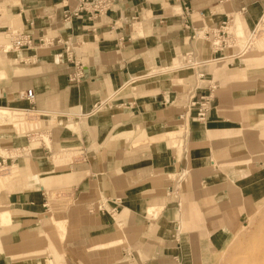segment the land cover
Returning a JSON list of instances; mask_svg holds the SVG:
<instances>
[{"label": "crops", "instance_id": "crops-1", "mask_svg": "<svg viewBox=\"0 0 264 264\" xmlns=\"http://www.w3.org/2000/svg\"><path fill=\"white\" fill-rule=\"evenodd\" d=\"M19 1L35 46L23 51L38 62L17 86L0 87V108L61 126L52 147L40 140L17 154L19 175L0 190V264H208L264 199V167L244 168L245 149L253 164L264 157V83L239 81L240 69L219 70L232 81L219 88L203 86L213 77L188 81L220 56L248 68V54L216 53L198 35L227 19L250 32L264 20V0H116L103 16L71 21L64 11L76 0ZM9 76L0 67V84ZM210 93L201 122L191 104ZM231 130L242 131L240 154H230L235 139H219ZM61 150L73 155L53 164ZM56 184L67 190L53 211Z\"/></svg>", "mask_w": 264, "mask_h": 264}, {"label": "rangeland", "instance_id": "rangeland-1", "mask_svg": "<svg viewBox=\"0 0 264 264\" xmlns=\"http://www.w3.org/2000/svg\"><path fill=\"white\" fill-rule=\"evenodd\" d=\"M9 1L6 4L0 5V15L3 17L0 18V27L8 26L7 29L0 28V37L4 39V41H0V67H5L10 71V76L7 79V82L4 84H0V87H5L9 84L13 86L18 85V81L28 77L31 74V70L29 69L31 66H35L38 62V58H33V56L28 55V53L23 50L27 48H16L12 47L13 41L17 37H26L28 36L29 31L24 30V24L27 26L26 20L24 21L23 16H19V13L16 10V6L20 4L19 0H6ZM18 1V2H17ZM236 25L233 24V30L236 26V31L240 32V36H243L244 40L248 38L251 34V31L242 30V27L237 29ZM262 26V25H261ZM262 29L260 32V37L256 43L255 51L248 53V58H251V61L248 62V68H243L239 64L238 61H232V59L220 60L217 62L211 63L208 66L209 71H199V75H204L202 78H198L195 76L188 81V84L191 85L193 83L197 84V81H206L210 80L213 77L214 82H202L204 87H215L219 88L222 85L228 84L232 82L230 78L223 77L219 75V70L225 69L227 72L235 71L236 69H240V73L243 75L239 81L245 80H254V82L264 83V20L263 26L259 27ZM232 30V29H231ZM233 32V31H232ZM199 38L202 40H207L206 35L203 33H199ZM245 46V45H244ZM241 47V53L245 51V48ZM35 47V46H33ZM76 47V46H75ZM244 48V50H243ZM32 50V49H31ZM239 50V49H238ZM40 53L43 51V48L37 49ZM78 56H80V49H77ZM227 57L231 54H237L238 51L236 49H228ZM223 56H220L221 58ZM245 57V56H244ZM23 59V62L21 61ZM30 60V61H29ZM41 61V60H40ZM27 68V69H26ZM209 72L211 74L210 78L206 75ZM246 75V76H245ZM252 82V81H251ZM203 87V88H204ZM240 95V94H239ZM186 100V97H183V101ZM7 107V106H5ZM9 108V107H8ZM7 109V108H0ZM12 109V108H11ZM10 110V109H8ZM10 110L6 112L7 116H3L0 118V145L5 152H0V161L7 160L6 165L4 166H13L10 174L8 175H0V190L10 181H13L19 175L18 166L14 163H17L20 157H16L17 154L22 155L23 153H27V150L32 149L36 146H39L40 140L45 142L47 147L51 146V140H56L57 137V127L59 125L57 119H53L52 122L45 123L44 119H52L51 118H39L35 113L29 115L27 112H22L16 110ZM22 112V113H21ZM1 113V111H0ZM3 113V112H2ZM1 116V115H0ZM19 117V118H18ZM18 118V119H17ZM17 119V120H15ZM41 119V120H40ZM43 119V120H42ZM42 121V122H41ZM44 121V122H43ZM70 128H74V126H69ZM188 129L187 127L179 128V130ZM232 133H227L228 135H224L225 132L221 133L222 137L219 139H228L233 140L234 145L233 148L230 149V154H240L241 150L243 151L244 145L241 141V130H231ZM239 137V138H238ZM238 138V139H236ZM7 142L3 144L4 140ZM211 140H213L211 138ZM42 141V142H43ZM214 141V140H213ZM219 141V140H218ZM55 142V141H54ZM15 147L19 149L18 152L15 151ZM24 149H27L24 151ZM58 154L52 157L53 164L60 163V158L71 157L73 155V151L70 150H61L57 152ZM245 159H249L250 161L245 162V174L251 173L254 170H258L264 167V157H260L254 162V158L252 156L253 149L250 148L249 152L245 149ZM77 158H79V154H76ZM221 159L220 157L217 158ZM256 159V158H255ZM216 161V160H215ZM216 163V162H215ZM216 168L219 169V165L216 163ZM241 168V167H238ZM224 167H221V174L224 173ZM226 172V171H225ZM2 172H0L1 174ZM225 175V174H224ZM224 176L221 178L223 179ZM67 184H56L57 187L61 188L57 192L53 191L49 194V205L51 209L54 211L56 207V203L58 200V192L60 190H67L63 188ZM50 187V186H48ZM63 188V189H62ZM61 193V192H60ZM59 195L61 196V194ZM66 196V194H64ZM62 201L61 208L66 207L69 204V200L67 197L60 198ZM54 207V208H53ZM58 209V208H57ZM62 227V225H59ZM255 252V254H260L264 252V199L257 202L251 203L248 207L247 217L245 219V224L242 226L239 232L235 235L231 236L229 240L225 241L222 246H219L217 249L212 250L211 254H208L209 257H206V261L209 260L208 264H264V261H250L249 252ZM251 252V253H252Z\"/></svg>", "mask_w": 264, "mask_h": 264}, {"label": "built area", "instance_id": "built-area-1", "mask_svg": "<svg viewBox=\"0 0 264 264\" xmlns=\"http://www.w3.org/2000/svg\"><path fill=\"white\" fill-rule=\"evenodd\" d=\"M77 5L73 9H66L64 11V19L65 21H71L74 19H79L85 16H90L91 18H96L99 16H103L107 14L115 4L116 0H76ZM191 16V12L188 7L185 8V13L183 15V20L185 21L186 25L185 27L187 29L191 28V24L189 23V19ZM231 20L227 19L225 22L222 23V25L219 28L216 29H207L203 30V34L210 37L212 39L213 43V51L216 53L220 52H225L228 49H236L239 55H235L236 57H240L242 55H246L248 53H251L255 51L256 49V43L260 37V32L261 29H259V26L251 30V36L246 40H244L243 36H237L232 32V25H231ZM28 25L30 27L35 25L34 20H29ZM197 33H195V36ZM247 46V50L243 51L241 53V47ZM34 46L33 39L30 34L26 37H17L13 41L12 47H16L18 49L20 48H27V49H32ZM245 48V47H244ZM239 49V50H238ZM69 51L70 48H67ZM69 56V55H68ZM220 60H225V56L221 58H215L213 61L217 62ZM82 74L80 73L79 75L76 73L72 76H70L69 80L71 82L77 81ZM25 98L28 102L31 104L34 103L35 101V94L32 89L27 90L25 94ZM193 98L197 99L196 96ZM214 102V97L213 95L210 94H201V96L195 100L191 104V108H196L197 109V118L201 121L204 122L207 118L208 113L212 109V105ZM31 112V111H28ZM7 160H1L0 161V167H3L6 165ZM45 207L48 208V203H45Z\"/></svg>", "mask_w": 264, "mask_h": 264}, {"label": "bare ground", "instance_id": "bare-ground-1", "mask_svg": "<svg viewBox=\"0 0 264 264\" xmlns=\"http://www.w3.org/2000/svg\"><path fill=\"white\" fill-rule=\"evenodd\" d=\"M263 26V22L260 24V26L259 27H262ZM24 30H25V26H24ZM232 31H233V33L235 34V35H237V36H240V32H237L236 30L234 31L233 30V26H232ZM240 31V30H239ZM261 31H262V29H261ZM249 36H251V34L249 35ZM249 36H248V38H249ZM247 38V39H248ZM245 45V44H244ZM245 47V50H247V46H244ZM243 50H244V48H243ZM230 58H233L234 57V54H231V56H229ZM0 111H1V113H0V118L2 117L3 118V116H7V114H5L6 112H8V111H10V110H8V109H0ZM14 111V110H13ZM3 112V113H2ZM22 112H27L29 115H31L32 113H34V112H28V111H22ZM21 112V113H22ZM15 113H17V111L15 110ZM18 114V113H17ZM19 118V117H18ZM17 118V119H18ZM17 119H15V120H17ZM12 165L11 166H3V167H0V172H2L0 175H8V174H10V171H11V169H12ZM252 251H250L249 252V258H250V261H259L260 259V261H264V252L263 253H260V254H255V252H252Z\"/></svg>", "mask_w": 264, "mask_h": 264}]
</instances>
